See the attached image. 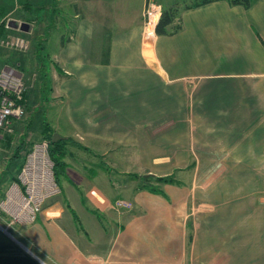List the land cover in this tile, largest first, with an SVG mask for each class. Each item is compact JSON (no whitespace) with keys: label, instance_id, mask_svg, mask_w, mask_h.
Listing matches in <instances>:
<instances>
[{"label":"crops","instance_id":"1","mask_svg":"<svg viewBox=\"0 0 264 264\" xmlns=\"http://www.w3.org/2000/svg\"><path fill=\"white\" fill-rule=\"evenodd\" d=\"M146 1L65 0L53 57L69 72L54 78L62 106L48 125L65 138L68 179L0 240L39 264H264V0L159 1L180 28L151 39ZM8 27L0 44L30 32Z\"/></svg>","mask_w":264,"mask_h":264},{"label":"rangeland","instance_id":"2","mask_svg":"<svg viewBox=\"0 0 264 264\" xmlns=\"http://www.w3.org/2000/svg\"><path fill=\"white\" fill-rule=\"evenodd\" d=\"M159 1L163 0H155L157 4L161 5ZM24 2L31 7V13L25 14L27 21L22 23H27L30 26V32H20L22 36L11 37L9 41L0 44L3 57L0 66L13 65V67H16L22 73L25 85L23 101L25 106L24 116L21 119L13 120L8 128L0 129V226L3 228V231L0 229V233H3L4 236H7L4 233L5 230L10 234L13 231L11 227H7L11 216L6 213L7 209L2 206L3 201L6 199L11 185H13V177L17 175L21 164L24 163L25 157L23 156L31 149L33 144L46 139L48 121L51 125L56 124V121L52 120L56 115L50 110L52 108L55 109L57 104L59 105L61 98L54 97V85L57 82V78L56 80L54 78L56 75L62 77V74L69 72L66 64H62L59 61H56V63L53 57L55 49H58L59 40H64L67 35L65 23L69 18L65 0H8V4L10 5L8 9L14 8L15 12L18 9L19 3L23 4ZM34 7L39 11V18L36 17V20H38L33 23L32 13H35V16L37 15ZM3 8L6 11L5 4ZM16 13L12 18L5 17L1 20L0 17V27L9 28L8 24L11 20L16 21L17 24H21L20 20H16ZM18 41H23V46L17 45ZM54 46H57V48ZM50 79L55 83L53 84ZM61 106L59 105V107ZM57 121L63 125V116L57 119ZM57 131L61 132L65 130L61 129ZM19 145L21 146V150L17 152ZM15 154H18V157H15ZM199 163L203 165L200 166V171L197 172L200 174V176H197V180H200V182H197L207 184L209 179L207 177L208 162ZM89 167L88 165L87 173H90L91 169H97L99 164ZM189 170L190 172L193 171L192 162ZM65 172L64 174H54L57 184L62 185L64 181H67L66 179L68 178ZM110 175L113 177V181L122 182L120 175L114 171L111 172L110 170ZM56 196L59 197L60 195L57 194L53 197ZM15 224L17 223L12 225L15 226Z\"/></svg>","mask_w":264,"mask_h":264},{"label":"built area","instance_id":"3","mask_svg":"<svg viewBox=\"0 0 264 264\" xmlns=\"http://www.w3.org/2000/svg\"><path fill=\"white\" fill-rule=\"evenodd\" d=\"M161 5L155 0H147L143 9V30L146 36L155 33V28L162 14ZM23 46V41L18 44ZM25 85L22 73L13 66H0V129H6L13 120L21 119L25 114L24 94ZM17 197L11 195L14 189ZM15 190V193H16ZM60 193V187L54 177V163L49 155V141L43 139L32 145L26 152L25 160L13 182L2 206L7 209L14 223L27 225L35 221L43 203ZM16 198V214L5 204ZM13 203V202H12ZM14 204V203H13ZM116 208H130L131 204L124 200L114 203Z\"/></svg>","mask_w":264,"mask_h":264},{"label":"trees","instance_id":"4","mask_svg":"<svg viewBox=\"0 0 264 264\" xmlns=\"http://www.w3.org/2000/svg\"><path fill=\"white\" fill-rule=\"evenodd\" d=\"M209 1L211 0H202L196 5L205 4ZM253 1L254 0H228V2L231 5H238V6H242L243 8L250 7ZM176 14H177V8L163 10L159 22L155 28L156 34L164 35L177 31L180 28V25H176L174 27L169 28V26L174 22V19L176 18ZM24 95L25 92L23 94V97ZM52 136H53V132L48 125L46 131V139L49 141V155L52 162L54 163V174L55 175L58 173L64 174L66 168V163L64 161V158L66 156L65 146L61 144L60 140H57L56 142H52ZM20 150H21V146L19 145L17 152H20ZM15 157H18V154H15ZM23 157H25V155ZM22 165L23 163L21 164L20 168L22 167ZM14 181H17V175L13 177L12 182ZM156 181L159 183H168V182H172V179L169 177H160V178H156ZM150 189H152L151 190L152 192L155 193L158 192L157 189L154 188H150ZM12 247L13 245L7 242L6 240H0V264H39L29 255L22 254V252L18 248L13 247V250H11Z\"/></svg>","mask_w":264,"mask_h":264},{"label":"water","instance_id":"5","mask_svg":"<svg viewBox=\"0 0 264 264\" xmlns=\"http://www.w3.org/2000/svg\"><path fill=\"white\" fill-rule=\"evenodd\" d=\"M8 26H10L12 28H20L23 31H29L30 30V26L27 23L17 24V22L14 20H11L9 22ZM63 139H65V138L60 136L58 133H54L52 136V142H56L57 140H63Z\"/></svg>","mask_w":264,"mask_h":264},{"label":"bare ground","instance_id":"6","mask_svg":"<svg viewBox=\"0 0 264 264\" xmlns=\"http://www.w3.org/2000/svg\"><path fill=\"white\" fill-rule=\"evenodd\" d=\"M149 36H147L149 39H151V38H153V33H149L148 34ZM15 190H16V188H15ZM15 190L13 189L12 190V194L11 195H14L15 197H17L18 195H17V190H16V193H15ZM14 204H13V203ZM17 203H16V198H14L13 200H12V198H11V201L9 200V203L8 204H5V206L7 207V208H9L13 213H15L16 214V207L18 206V205H16Z\"/></svg>","mask_w":264,"mask_h":264}]
</instances>
